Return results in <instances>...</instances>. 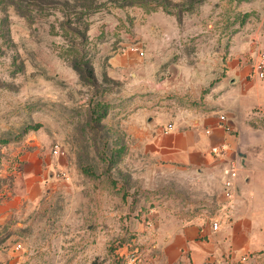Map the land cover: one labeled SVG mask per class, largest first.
Masks as SVG:
<instances>
[{"label": "rangeland", "instance_id": "obj_1", "mask_svg": "<svg viewBox=\"0 0 264 264\" xmlns=\"http://www.w3.org/2000/svg\"><path fill=\"white\" fill-rule=\"evenodd\" d=\"M262 52L264 0H0V139L40 126L0 143V264H143L156 224L212 217L216 190L125 126L186 136ZM245 119L264 130L263 103Z\"/></svg>", "mask_w": 264, "mask_h": 264}, {"label": "crops", "instance_id": "obj_2", "mask_svg": "<svg viewBox=\"0 0 264 264\" xmlns=\"http://www.w3.org/2000/svg\"><path fill=\"white\" fill-rule=\"evenodd\" d=\"M263 53H258L254 62ZM227 80L221 74L209 83L213 82L212 86L202 94L209 108L207 112L191 115L195 118L186 124V136L174 131V126L165 133L167 125L162 129L154 128L153 124L142 125L140 118L126 123L132 143L154 154L166 166L195 171L206 186L217 192V210L208 220L185 223L166 220L156 224V234L151 236L154 243L151 256L143 264H264V130L247 124L245 119L253 103L264 105V79H259L250 68L247 71L243 68L239 85L228 89ZM251 81L261 85L256 89ZM213 97L218 98L211 102L209 98ZM222 99L226 101L227 114L220 110ZM223 114L236 135L219 126ZM246 136L255 140L253 146L245 144ZM212 147H223V156L212 155ZM230 162L237 166L238 176L233 197L228 200L223 194L222 170ZM214 221L219 225L217 230H212Z\"/></svg>", "mask_w": 264, "mask_h": 264}, {"label": "built area", "instance_id": "obj_3", "mask_svg": "<svg viewBox=\"0 0 264 264\" xmlns=\"http://www.w3.org/2000/svg\"><path fill=\"white\" fill-rule=\"evenodd\" d=\"M254 73L259 79H264V53L259 55L258 60L254 64ZM220 124L219 126L223 128L224 130H227V126L225 125L226 118L224 115H220L219 117ZM172 129V125H168L164 132H168ZM55 152L57 153V146L55 147ZM210 153L214 155L215 157H222L224 154V148L223 147H212L210 150ZM222 173L224 175V181H223V194L226 197V199L231 200L233 197V188H234V181L237 179L238 176V168L237 166L230 162L223 170ZM218 223L212 222V230L218 229ZM20 245H16V250L20 249ZM18 264V263H15Z\"/></svg>", "mask_w": 264, "mask_h": 264}, {"label": "trees", "instance_id": "obj_4", "mask_svg": "<svg viewBox=\"0 0 264 264\" xmlns=\"http://www.w3.org/2000/svg\"><path fill=\"white\" fill-rule=\"evenodd\" d=\"M156 6H161V4H154L153 6H151V9H154ZM153 7V8H152ZM213 82L210 84V86H212ZM207 90H205L206 92ZM204 92V93H205ZM101 114L99 115L100 118L105 117L106 113H107V108L106 107H101ZM40 128V126L38 124L35 125H26L24 126V128L22 129L21 132H19L18 134H16L15 136H13L12 139H0V143L2 144H8L9 142L12 141H19L21 140V138L26 135L28 132L30 131H37ZM82 172L85 174H88V169L87 168H83Z\"/></svg>", "mask_w": 264, "mask_h": 264}]
</instances>
